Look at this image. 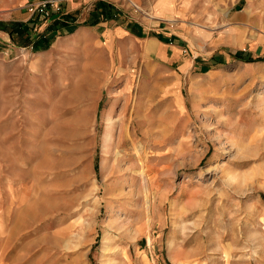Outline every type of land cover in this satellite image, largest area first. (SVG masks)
Returning <instances> with one entry per match:
<instances>
[{"label":"rangeland","instance_id":"1","mask_svg":"<svg viewBox=\"0 0 264 264\" xmlns=\"http://www.w3.org/2000/svg\"><path fill=\"white\" fill-rule=\"evenodd\" d=\"M117 1L178 57L0 48V264H264V0Z\"/></svg>","mask_w":264,"mask_h":264},{"label":"crops","instance_id":"2","mask_svg":"<svg viewBox=\"0 0 264 264\" xmlns=\"http://www.w3.org/2000/svg\"><path fill=\"white\" fill-rule=\"evenodd\" d=\"M37 1L39 0H16L17 9L9 12L8 16L0 18L1 52L10 51L12 47L9 42L15 40L17 36L31 37L38 43L42 38L40 35L44 34L47 37L56 35L55 42L52 45L53 49L36 50L37 61L45 52L58 50L63 45L77 46L78 49L92 46L96 52L105 53L102 55H106L109 59L113 60L114 57L118 61L123 59L126 67L129 66V61L133 60L135 46L140 48L139 53L143 63L149 62L152 51L166 60L170 55L171 59L178 57L177 42L166 43L155 38L138 37L132 33L133 26L130 24L142 23L131 18L126 19V16L122 17L124 13L119 8L121 4L117 0H60L63 12L53 14L50 19L31 15L26 10L28 4ZM6 6L7 1L0 0V9ZM151 24H160V22ZM147 45L152 46V50L149 51Z\"/></svg>","mask_w":264,"mask_h":264},{"label":"built area","instance_id":"3","mask_svg":"<svg viewBox=\"0 0 264 264\" xmlns=\"http://www.w3.org/2000/svg\"><path fill=\"white\" fill-rule=\"evenodd\" d=\"M26 10L31 15H38L44 19H50L53 14L63 12L60 0H39L26 6Z\"/></svg>","mask_w":264,"mask_h":264},{"label":"bare ground","instance_id":"4","mask_svg":"<svg viewBox=\"0 0 264 264\" xmlns=\"http://www.w3.org/2000/svg\"><path fill=\"white\" fill-rule=\"evenodd\" d=\"M135 6H137L136 3H135ZM108 140H110V139H108ZM111 140H112V139H111ZM111 142H112V141H111ZM139 176L145 181V184H144L143 187H144L145 192L147 193L149 188H148L147 180H146V171H145V167L140 171ZM141 181H142V180H141ZM146 193H145V194H146ZM147 201H148V200H147ZM148 202H149V201H148ZM148 202H147V203H148ZM149 209H150V206L148 205V206H147V211H148L147 214H149V211H150Z\"/></svg>","mask_w":264,"mask_h":264},{"label":"trees","instance_id":"5","mask_svg":"<svg viewBox=\"0 0 264 264\" xmlns=\"http://www.w3.org/2000/svg\"><path fill=\"white\" fill-rule=\"evenodd\" d=\"M237 57H239V58H240V57H241V54H239ZM263 58H264V57H263ZM244 59H250V58H249V57H247V58H246V57H244ZM205 65H206V64H205Z\"/></svg>","mask_w":264,"mask_h":264}]
</instances>
